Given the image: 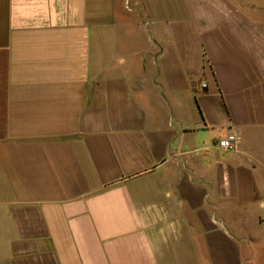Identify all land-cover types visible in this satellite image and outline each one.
<instances>
[{
  "label": "crops",
  "instance_id": "crops-1",
  "mask_svg": "<svg viewBox=\"0 0 264 264\" xmlns=\"http://www.w3.org/2000/svg\"><path fill=\"white\" fill-rule=\"evenodd\" d=\"M262 256L264 0H0V264Z\"/></svg>",
  "mask_w": 264,
  "mask_h": 264
},
{
  "label": "built area",
  "instance_id": "built-area-1",
  "mask_svg": "<svg viewBox=\"0 0 264 264\" xmlns=\"http://www.w3.org/2000/svg\"><path fill=\"white\" fill-rule=\"evenodd\" d=\"M236 142H237V138L235 133H229L223 138L218 140L217 146L222 150H232L235 148Z\"/></svg>",
  "mask_w": 264,
  "mask_h": 264
},
{
  "label": "rangeland",
  "instance_id": "rangeland-1",
  "mask_svg": "<svg viewBox=\"0 0 264 264\" xmlns=\"http://www.w3.org/2000/svg\"><path fill=\"white\" fill-rule=\"evenodd\" d=\"M262 260H263V263H264V256H262Z\"/></svg>",
  "mask_w": 264,
  "mask_h": 264
}]
</instances>
